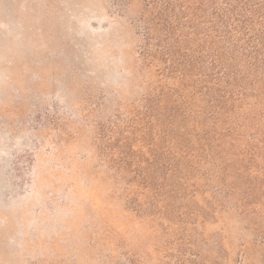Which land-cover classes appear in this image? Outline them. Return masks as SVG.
Instances as JSON below:
<instances>
[{
    "label": "rangeland",
    "instance_id": "obj_1",
    "mask_svg": "<svg viewBox=\"0 0 264 264\" xmlns=\"http://www.w3.org/2000/svg\"><path fill=\"white\" fill-rule=\"evenodd\" d=\"M221 1L0 0V264H264V65Z\"/></svg>",
    "mask_w": 264,
    "mask_h": 264
},
{
    "label": "trees",
    "instance_id": "obj_2",
    "mask_svg": "<svg viewBox=\"0 0 264 264\" xmlns=\"http://www.w3.org/2000/svg\"><path fill=\"white\" fill-rule=\"evenodd\" d=\"M221 5L223 18L220 16V19L227 31H232V43L236 45L245 32L253 30L246 41L247 57L264 65V0H222Z\"/></svg>",
    "mask_w": 264,
    "mask_h": 264
}]
</instances>
